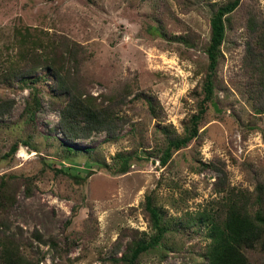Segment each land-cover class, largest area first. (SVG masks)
I'll return each instance as SVG.
<instances>
[{
  "label": "rangeland",
  "instance_id": "374dc122",
  "mask_svg": "<svg viewBox=\"0 0 264 264\" xmlns=\"http://www.w3.org/2000/svg\"><path fill=\"white\" fill-rule=\"evenodd\" d=\"M226 1L0 0V97L14 100L11 111L0 116V177L35 179L29 195L20 185L10 215L25 237L38 229L57 241L55 246L40 244V264H112L114 243L124 229L148 238L154 233L145 210L150 194L169 230L139 264H203L210 239L193 220L224 200L215 184L218 173L203 165L221 161L236 190L253 192L264 177V113L254 109L251 77L243 65L244 24L228 27L215 75V102L200 137L174 152L165 166L159 156L165 136L158 127L181 133L197 111L208 71L212 5ZM247 2L264 17V0ZM17 29H30L44 40L65 36L79 43L84 49L81 76L99 100L126 93L121 114L127 124L118 139L98 133L67 140L57 129L59 114L48 105L53 78L45 68L27 76L41 77L35 84L44 94L41 108L33 118L24 112L34 86L10 72L24 66ZM147 95L159 101V116L150 112ZM130 151L141 159L124 174L112 172L117 153ZM85 169L93 172L79 184L72 175H86ZM243 251L250 264H264L260 242Z\"/></svg>",
  "mask_w": 264,
  "mask_h": 264
},
{
  "label": "trees",
  "instance_id": "16d2710c",
  "mask_svg": "<svg viewBox=\"0 0 264 264\" xmlns=\"http://www.w3.org/2000/svg\"><path fill=\"white\" fill-rule=\"evenodd\" d=\"M252 7L256 8L247 0H227L223 4L212 5L213 13L209 19L211 33L205 47L208 71L199 91L197 111L181 133L172 126L158 127V131L165 136L159 153L163 166L169 164L174 152L200 137L201 124L215 102V75L221 47L228 37V27H242L244 24L248 37L243 65L251 77L249 91L254 109L257 113H264V17ZM17 35L20 36L17 40L20 42L19 53L24 66L10 72L13 78L34 86L33 100L28 101L24 112L33 118L36 109L41 108L44 94H39L35 87L41 77L29 79L27 76L39 68H45L44 71L53 78L48 105L59 114L57 129L67 140L89 139L98 133H105L108 140L118 139L119 132L127 124L125 115L121 114L127 95L125 92H116L99 100L91 94L81 76L83 47L65 36L44 40L30 29L25 32L17 29ZM175 38L185 40L181 36ZM145 99L150 112L159 116L157 112L163 111L159 101L152 95L145 96ZM13 104L12 98L0 97V116L8 114ZM18 145L19 142H16L12 146V153L16 152ZM115 159L112 172L124 174L141 156L135 151L120 152ZM203 167H212L218 173L215 184L218 191L224 193V200L217 209H206L193 220L207 229L210 239L204 251L203 264H250L244 248H254L260 242L264 249V177L258 180L253 192H248L230 187L228 172L221 161L204 164ZM92 172V169H87L86 175L78 172L72 177L77 183L84 184ZM34 181V177L29 176L0 177V264H40L43 260L40 244H57L53 238H45L38 229L34 230L32 238H27L22 227H13L10 212L18 202L20 187L24 186L25 193L29 195ZM145 210L154 233L148 238L136 229H124L114 243L112 264H139L144 253L163 243L169 227L151 194L146 197Z\"/></svg>",
  "mask_w": 264,
  "mask_h": 264
}]
</instances>
